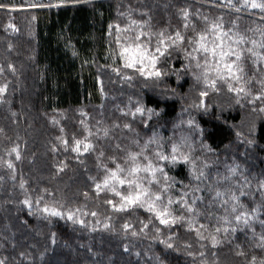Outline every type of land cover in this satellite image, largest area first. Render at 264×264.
<instances>
[{"label":"trees","instance_id":"trees-1","mask_svg":"<svg viewBox=\"0 0 264 264\" xmlns=\"http://www.w3.org/2000/svg\"><path fill=\"white\" fill-rule=\"evenodd\" d=\"M233 2L238 4L239 0ZM0 3L12 8L0 9V66L4 68L0 85H8L5 102L0 103V129H3L0 133V259H5L6 264H201L202 259L207 264H248L256 256L259 264L264 258V251L257 247L259 237L264 234V188L261 187L264 113L258 109L264 106V101L249 103V100L262 89L264 61H256L247 51L250 43L233 45L241 52V59L237 61L231 56L229 62H235L234 70L239 67L243 71L237 72L242 76L240 84L234 78L230 82L234 88L244 86L250 90L249 96L229 92L221 80L217 81L218 91L205 89L202 82L193 78V73L201 69L195 68L196 61L190 63L185 59L182 48L169 49V54L160 57L157 68L162 76L158 80L145 78L134 69L123 68L116 26L123 30L130 20L146 21L143 30L151 31L149 50L154 52L157 33L163 31L167 36L180 31L186 38H194L196 32L207 28L205 17L208 22L222 17L224 30L232 29L249 41H259L260 34L255 30L264 27L261 20L264 13L250 8L236 12L227 0H0ZM34 3L60 6L32 7ZM181 10L188 12L187 20ZM119 35L123 42L126 33L121 31ZM208 39H213L211 33ZM147 40V36L141 37L142 42ZM183 47L192 50L186 43ZM256 51L264 55V49ZM196 55L203 64L205 54ZM208 58L212 60L211 56ZM189 64L190 70L184 71ZM113 68L120 69L121 74ZM126 75L132 79L126 80ZM209 75L215 77V72ZM201 90H206L208 95L201 97ZM137 102L159 115L151 119L147 114L133 117L130 109L134 111ZM253 107L257 111H252ZM125 123L131 130L123 127ZM86 127L93 133L91 136ZM61 135L69 141L67 151L57 140ZM153 135L162 145V148L157 144L148 147L146 154L154 162L155 151L171 154L172 144L177 143L181 144L180 151L195 164L196 171L205 173L200 180H194L192 164L181 160L165 166L166 162H160L176 181L168 192L174 201L185 191L189 193L185 198L189 202L200 197L202 202L198 201L196 208L204 215L199 221L214 231L217 216L228 214L231 218L230 204L229 213H225L220 203L213 200L214 190H230L239 195L242 189L245 195L240 200L245 210L252 215V208L259 209L250 219V227L237 225L233 220L232 226L237 230L219 233L221 242L213 249L210 241L198 240L186 225L169 228L160 225L154 217L141 232L140 222H148V212L139 207L115 212L104 201L110 198L119 203V197L104 191L97 197L95 183L102 182L105 175L99 165L114 168L109 158L115 157L118 163L128 167L131 162L126 163L127 154L140 151L134 141L142 146ZM73 137L82 141L87 137L86 142L93 148L84 152L81 144L79 154L72 152ZM14 145L19 146V161L14 155L6 154ZM101 151L104 155L98 161ZM8 159L14 163V172L2 162ZM138 159L142 164L147 163L143 157ZM61 164L66 165L63 171L57 167ZM233 168L235 175L229 171ZM21 181L24 189L20 187ZM197 186L200 191L193 192ZM152 187L155 189L156 185ZM120 190L126 192L127 186ZM26 197L33 202L31 214L22 203ZM38 197H42L41 207L45 203L54 205L65 213L63 218L37 211L34 202ZM171 207L174 214L187 216L179 204L174 202ZM69 211L84 224L69 220ZM92 212L97 215L92 216ZM106 223L110 225L107 229ZM125 223L130 226L128 230L123 228ZM154 227L160 228L158 238ZM132 231L138 234L133 236ZM169 236L173 249L160 243ZM201 251L205 252L204 257L199 255ZM240 251L245 255H237Z\"/></svg>","mask_w":264,"mask_h":264},{"label":"snow or ice","instance_id":"snow-or-ice-1","mask_svg":"<svg viewBox=\"0 0 264 264\" xmlns=\"http://www.w3.org/2000/svg\"><path fill=\"white\" fill-rule=\"evenodd\" d=\"M227 4L236 12H240L242 8H250V9H258L261 13H264V0H239V3H234L233 0H227ZM32 7H58V4H32ZM0 9H9V5L0 3ZM181 13L185 20H187L188 12L186 10H181ZM206 24L208 25L204 31L196 32L195 37L186 38L180 31H176L172 35H165L163 31L157 33V42L155 51L149 50V45L151 44L152 33L151 31H144L147 26V22H138L136 20H130L129 25L121 30L119 25L116 26L117 32V45L120 48L119 56L123 60V68L125 69H134L135 72H138L141 77L145 78H156L157 80L162 76L161 70L157 68V64L160 61V57H165L166 54H169V49L182 48L184 51L185 59L191 61H196L195 68L201 69L199 73H193V78L197 82H202L205 89H212L213 91H218L217 89V81L221 80L227 84L228 91H235L236 93H243L245 96L252 95L250 90H246L244 86L233 87V84L230 82L232 78L235 79L237 84H240L242 76L237 75V72H242L243 70L237 67L234 70V63L229 62V57L235 56L236 60L241 59V52L238 51L233 45L239 46L242 44L250 43L251 47L247 49V51L254 57H256V61H264V55H260L257 53L256 49H264V27L257 28L255 31L259 32L261 39L259 41L252 39L248 40L245 36L239 35L238 33L232 32V29L224 30L222 17L218 18L216 22H208L207 17L204 18ZM261 20H264V15L261 16ZM233 27L236 26L235 21L232 22ZM187 28V24L184 25ZM9 27H12L9 25ZM111 25L109 28L111 29ZM123 31L126 35L123 37V42H121L120 33ZM195 32V29L193 28ZM131 33H134L131 34ZM208 33L213 35V39L209 41ZM231 33V34H230ZM147 36L148 40L146 42L141 41V37ZM187 44L192 50L188 51L187 47H183ZM11 46H9V49ZM196 53H204V62L203 64L197 58ZM209 56H211L212 60H209ZM254 61V63L256 62ZM139 65V67H137ZM8 68L13 71L14 68L11 64L8 65ZM190 70V64L185 65L184 71ZM113 71L118 75L121 74L120 69L113 68ZM4 72V68L0 66V75ZM210 72H215V77H211ZM167 74V73H163ZM126 80H131V75H126L124 77ZM177 79L179 80V75H177ZM262 89L259 93L252 96V99L249 100V103H254L256 100L264 101V81H261ZM8 85L3 84L0 85V103H4L5 100L3 97L7 92ZM199 95L201 97H205L208 95L206 90H201ZM239 103V99L236 101ZM260 112L264 113V106L258 109ZM252 111H257V108L253 107ZM130 112L133 117L136 114H140L144 116L147 114L148 119H151L153 115H159L153 109H145L142 104L137 102V106L135 110ZM127 115L128 113H124ZM16 114L13 113V116ZM83 115V113H82ZM191 124V121H189ZM119 125H117L118 127ZM147 126V125H145ZM124 128L131 130V126L127 123L123 125ZM63 133V129L60 130ZM85 131L88 132V135L91 136L93 133L85 128ZM3 132V129H0V133ZM104 135H108V130H104ZM239 136L240 134L237 133ZM57 140L60 141L61 145L64 146L65 150L68 149L69 141L64 138L63 135L57 137ZM82 141L80 139H76L73 137L71 151L77 154L81 151V144H83V151L88 152L93 148V145ZM184 142V138H182V143ZM138 147H140L139 152H129L127 154V160L131 163L128 167L122 166L118 163L115 157H110L112 164H114V168H109L107 165H99L104 168L105 175L103 177L102 182L95 183V193L96 196L99 197L101 191L106 193H111L115 197H119V203H114L113 199H106L104 202L108 205L112 206V210L115 212H127L130 208L139 207L144 209V211L150 214L148 222L141 221L142 227L140 228L141 232H144L145 229L149 227V224L152 223V218L159 221L160 225H164L169 228L175 227L177 224L181 226L187 227L188 231L195 232V235L198 240H208L211 243V247L215 249L217 245L220 244V239H218V234L223 232L228 234L229 232H235L237 229L235 226H232V221L235 220L236 224H243L246 227H250L249 221L254 217V215L259 211L257 208H252L251 213L249 214L247 210H245V205L241 202L240 197L245 195V192L241 189L239 195L236 192L225 190L221 191L218 188L214 190L213 200L218 201L220 206L224 208L225 213H229V204H230V215L225 214L223 216L216 217V225L214 227V231L209 230V225L205 223H201L199 221V217L204 215L201 211H198L196 208V204L198 201L202 202L200 197H196L192 199L190 202L185 199L189 193L187 191L183 192L180 198L176 201L168 195L169 190L173 187L176 181L169 177L167 172H165L164 166H161L160 162H166L167 164H176L179 161H183L187 164H192V178L194 180H200L205 176L203 170L199 172L196 171L195 164L192 163L189 156L185 153L181 152V144L173 143L171 146V154H165L164 151H155L154 157L155 162L151 159L147 154V150L150 144H157L158 147L162 148L159 140L155 135L149 138L142 146L139 145V141H134ZM252 143V141H249ZM18 145L12 146L10 149L6 150V154L9 157L15 156V160L19 161L21 159V154L18 150ZM207 148V145H205ZM116 148L119 149L120 145L117 144ZM210 150V149H209ZM52 151H56V148H53ZM104 153L101 151L98 156V161L100 157H103ZM139 157H143L144 161H147L146 164H142ZM7 165L9 170L15 171L14 163L11 159L2 161ZM58 170L63 171L66 165L61 164L58 165ZM232 175H235L236 169L229 170ZM159 173V177L158 174ZM14 178V177H13ZM225 180L229 179V177H224ZM127 186V191L122 193L121 187ZM153 185H156V188L153 189ZM21 189H24V182L21 181L20 184ZM188 187V186H185ZM261 187L264 188V184H261ZM26 190V189H25ZM193 192L200 191L199 187H195L192 189ZM87 197L88 193H84ZM42 197H38L36 199L35 206L37 211H41L46 214V216L52 217H61L65 215V213L59 210L54 205L50 206L48 203H45L43 207L40 206ZM177 203L183 209V212L187 213V216L184 214L176 215L174 214V210L172 209V204ZM22 203L29 208V212L31 214V210L33 208V202L30 201L29 198H25ZM62 208V206H61ZM79 211V210H77ZM92 216H96V212L91 213ZM67 218L74 222H79L82 225L84 224L83 220L77 221V218L74 214L69 211L67 212ZM198 225V227H197ZM104 227L107 229L110 227L109 224H104ZM129 224L125 223L123 228L125 230L129 229ZM154 231L157 233V238L160 233V228L154 227ZM207 232L208 235L205 236L204 233ZM138 233L136 231H132V235L136 236ZM172 239L171 236L167 240H160L161 244H164L167 249H173L174 245L169 242ZM185 247H191V245H185ZM204 247V245H201ZM257 247L264 251V234L259 237V243ZM128 249L125 248V251ZM189 256H193L192 252L188 253ZM201 257L205 256V252L201 251L199 253ZM212 255L215 256L216 253L212 252ZM239 256H244L245 253L240 251L237 253ZM160 258L157 257V261L159 262ZM0 264H6L5 259H0ZM162 264V262H160ZM201 264H207L206 260H201ZM248 264H257V257L253 256L251 261ZM259 264H264V258L259 260Z\"/></svg>","mask_w":264,"mask_h":264}]
</instances>
